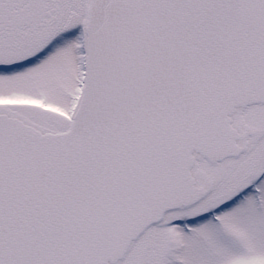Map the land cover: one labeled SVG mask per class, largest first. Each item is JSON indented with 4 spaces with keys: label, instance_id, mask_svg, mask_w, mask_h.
Segmentation results:
<instances>
[{
    "label": "snow or ice",
    "instance_id": "snow-or-ice-1",
    "mask_svg": "<svg viewBox=\"0 0 264 264\" xmlns=\"http://www.w3.org/2000/svg\"><path fill=\"white\" fill-rule=\"evenodd\" d=\"M0 264H264V0H0Z\"/></svg>",
    "mask_w": 264,
    "mask_h": 264
}]
</instances>
